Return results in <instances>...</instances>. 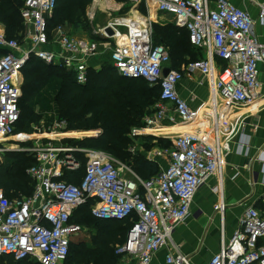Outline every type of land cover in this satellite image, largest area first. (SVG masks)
<instances>
[{
  "label": "built area",
  "instance_id": "built-area-1",
  "mask_svg": "<svg viewBox=\"0 0 264 264\" xmlns=\"http://www.w3.org/2000/svg\"><path fill=\"white\" fill-rule=\"evenodd\" d=\"M129 1L143 5L148 13L153 9L170 17L169 21L188 32L191 45L205 54L201 60L174 70L166 47L155 45L152 23L147 19L110 24L107 27L112 28V36L106 33L107 27L95 33L109 46L117 41L110 46L109 62L118 74L160 88L154 112L143 119L141 127L131 130L130 137L161 138L150 133H159L162 128L186 131L164 138L171 141V148L160 149L147 159L160 163L159 159L167 157L168 161L160 164L158 176L143 181L108 152L65 143L82 137L65 131V121L56 122L48 142L30 150L35 164L27 169V176L34 185L33 194L9 199L0 186V260L10 257L17 263L65 264L73 239L85 231L72 218L92 202L91 213L99 220L136 216L126 243L117 249L124 264H151L153 256L168 246H172L166 257L168 264H191L174 245V234L190 218L198 190L213 177L222 182L237 133L236 123L229 121L232 113L264 101L260 69L264 66V44L256 34V22L264 25V4H258L255 21L231 0ZM57 2L24 0L22 43L7 39L0 29V52L5 51L0 53V160L10 150L4 141L14 135L20 120L23 69L28 61L35 57L47 64H60L84 85L91 63L101 53L98 41L75 37L63 26L49 34L48 19L53 17ZM167 68L170 73L164 77ZM194 73L208 81L210 98L204 111L192 108L177 90L184 77ZM240 147L247 154L249 142L243 141ZM78 154L86 162L82 176L73 183L65 180V174L82 168ZM224 209L222 200L215 205L218 212ZM262 240L264 198L262 208L245 213L240 228L208 264H264Z\"/></svg>",
  "mask_w": 264,
  "mask_h": 264
},
{
  "label": "trees",
  "instance_id": "trees-1",
  "mask_svg": "<svg viewBox=\"0 0 264 264\" xmlns=\"http://www.w3.org/2000/svg\"><path fill=\"white\" fill-rule=\"evenodd\" d=\"M92 1L58 0L53 17L48 19L49 34L51 35L59 26L79 28ZM23 5V0H0V25L5 29V36L7 39H17L20 43L23 42L25 31L21 17ZM142 10L146 12L144 8ZM172 23L170 21L165 26L156 24L153 39L155 45L166 47L170 58L171 56L174 58L172 68L180 70L188 58L193 60L190 62L198 61L202 59V54L191 45L188 32ZM182 31H185L186 35L181 34ZM1 52L5 53L3 50ZM23 75L22 96L19 101L21 115L14 131L15 135L26 133L32 124L38 123L40 117L36 113L37 107L42 113L56 110L58 120L66 122L67 132L99 130L98 136L66 140L65 143L82 149L103 150L115 159L118 157L129 160L132 170L143 181H150L160 174L161 167L158 161L148 160L141 155L130 159L131 155L127 151L130 144L127 136L133 128L141 127L143 119L154 112L155 105L160 99L159 87H151L143 79H132L118 74L110 62L99 70L90 68L88 82L84 85L78 84L74 74L64 66L47 64L35 57L28 61L23 69ZM136 139L148 144L158 143L160 149H170L172 146L171 141L164 138L143 136ZM8 154L22 158H30L31 155L29 152ZM78 157L82 161V168L78 172H66L65 180L69 182H78L83 174L86 160L81 154H78ZM20 163L21 161L16 160L7 161L6 164L0 161V186L9 199L30 197L34 191V185L26 173L27 169L35 164V159L33 157L31 162L29 159L25 161V164L29 165L23 177L21 174L17 175L16 167ZM92 204L88 202L78 209L72 222L83 227L86 225L93 243L81 241L72 250V242L70 255L65 264H124L123 256L117 254L114 246L121 247L126 243L136 216L123 220H99L91 213ZM85 215L89 218L82 221L81 218ZM5 262L27 264L28 261L17 263L10 257L1 258L0 263Z\"/></svg>",
  "mask_w": 264,
  "mask_h": 264
},
{
  "label": "crops",
  "instance_id": "crops-1",
  "mask_svg": "<svg viewBox=\"0 0 264 264\" xmlns=\"http://www.w3.org/2000/svg\"><path fill=\"white\" fill-rule=\"evenodd\" d=\"M231 1L237 7L248 11L255 21L258 19L260 10L258 4H264V0ZM155 17L157 20L163 18L158 13ZM0 26L5 33L4 27ZM256 34L259 41L264 44V25L258 22H256ZM78 38L89 39L84 36ZM100 51L95 62L104 57L103 54L106 51L102 46ZM201 54L204 58L205 54L203 52ZM260 69L262 71L261 81L264 83V66L261 65ZM177 90L192 108L203 111L207 108L210 98L208 81L199 73L186 75L179 83ZM262 92H264V87ZM258 105L260 104L232 113L230 116V123H236L238 118L246 112L249 113L239 123H236L237 133L232 141V153L226 159L222 182L219 183V179L213 177L198 190L192 204L190 218L174 234V245L181 254L190 259L191 264H208L211 258L220 251L222 244L226 243L240 228L245 213L250 208H262L264 198V105L259 107ZM172 128L177 129L176 132L160 133L162 128L158 131L159 133L152 131L150 134L168 138L170 135L186 131L180 127ZM72 132H75L73 136L82 137L81 139L96 136L93 134L96 131ZM83 135L86 136L83 137ZM246 140L249 142L247 154L246 149L242 150L240 147V143ZM162 160L159 159L161 165L165 164ZM221 200L225 205L222 213L215 210V205ZM171 250L172 246L159 250L153 256L151 264H168L166 257Z\"/></svg>",
  "mask_w": 264,
  "mask_h": 264
},
{
  "label": "rangeland",
  "instance_id": "rangeland-1",
  "mask_svg": "<svg viewBox=\"0 0 264 264\" xmlns=\"http://www.w3.org/2000/svg\"><path fill=\"white\" fill-rule=\"evenodd\" d=\"M24 1V0H23ZM115 3V4H114ZM143 5L139 4V3H133L130 2L129 0H126L125 2H116L115 0H112V5L108 6V7H95L94 5V0L92 1L91 5L88 7L87 12L85 14L84 19L81 22V26L79 28H74V27H70V26H66L68 28H66V30L73 36H77V37H86L89 38L91 40H95V41H100L101 38L100 36H95L96 38H94V35L96 32L101 31L103 29H105L107 26H109L110 24H113L115 22H119V21H123V19H132L133 17H135L133 15V12H139V16L141 17L142 20H149L152 23V27H153V31H154V26L156 24L165 26L167 24H169V19L170 17L168 16H164L161 15L163 18H161V20H157V18L155 17L156 13L155 10L152 9V12L150 11V13H148L146 10V12H143L142 10ZM86 23V25L84 24ZM83 24V26H82ZM173 25H175L174 23H172ZM124 35L126 34V30L122 29ZM181 34L186 35L185 31H182ZM81 35V36H79ZM101 46L104 48V57L101 58L98 61H93L91 63V67L90 68H95V69H101V67H103V65H108L109 63V55H110V46L113 48L117 41H113L110 46L107 45L108 43L106 41L101 40ZM158 43V42H157ZM200 54V53H199ZM201 56V54H200ZM174 58L171 56V63L172 65L174 64ZM190 61H193L192 59L188 58V61L186 63H184L183 65H181V68L185 65H187ZM89 68V69H90ZM114 74V73H113ZM114 77H117V75H114ZM220 104H224L221 100ZM240 110H245L248 108H243L240 107ZM240 110H237V112H240ZM36 113L38 114V116L40 117V120L38 121V123L36 124H32L31 128L29 130H27L26 133L23 134H17V135H12L9 140L4 141L5 145L7 147L10 148V150H8L5 155H1V159L0 160L2 163H7V161L10 160H16V161H21L20 164L17 165L16 169L17 172L19 174H21L20 176L23 177V174H25V170L28 167L29 164H25V161H27L28 159L30 160V162L33 159V154L30 150H33L36 146L38 145H44L46 144L47 138L52 136V128L53 125L60 121L58 120V114L56 112V110H54L53 112H40V109L37 107L36 109ZM249 113L246 112V114L242 115L240 118H238L236 120V123L243 119L245 115H248ZM235 124V123H233ZM236 129V128H235ZM96 132H99L96 131ZM131 133V132H130ZM130 140V144L127 146V151L130 153L131 157L130 159H132V157L136 156V155H141L145 158H152L153 155H157V152L160 150V147L158 146V143H152V144H148L145 143L144 141H142L141 139H133L129 136H127ZM9 152H29L31 155L30 158H22V157H18L16 155L13 154H8ZM156 157V156H155ZM162 162L167 163L168 158L164 157L162 158ZM25 160V161H24ZM117 161H119L122 165L128 166L131 168L130 165V161L129 160H124L121 158H116ZM24 161V162H23ZM27 177V176H26ZM29 178V177H28ZM89 218L88 215H85L84 217H82V221L87 220ZM85 231H83L81 234H79L78 236H76L73 239V246H72V250H74L76 248V244L81 242V241H87L88 244H92V240L90 238V234L88 233V228L85 225ZM260 245H264V240L261 241ZM120 246H114V249H118ZM30 263H34L33 261H28L27 264Z\"/></svg>",
  "mask_w": 264,
  "mask_h": 264
},
{
  "label": "bare ground",
  "instance_id": "bare-ground-1",
  "mask_svg": "<svg viewBox=\"0 0 264 264\" xmlns=\"http://www.w3.org/2000/svg\"><path fill=\"white\" fill-rule=\"evenodd\" d=\"M94 5H95V7H108V6L112 5V0H94ZM133 15L135 16L132 18L134 21H141L142 20L141 17L139 16L140 15L139 13L133 12ZM119 22H124V20L119 21ZM219 103H220V101H219ZM257 104L264 105V101L258 102ZM257 104H254V105H257ZM173 129H174V131H173ZM176 130L177 129H175V128L163 129L160 133L165 134V133H168L170 131H171V133H173V132H176Z\"/></svg>",
  "mask_w": 264,
  "mask_h": 264
},
{
  "label": "water",
  "instance_id": "water-1",
  "mask_svg": "<svg viewBox=\"0 0 264 264\" xmlns=\"http://www.w3.org/2000/svg\"><path fill=\"white\" fill-rule=\"evenodd\" d=\"M105 31H106V33H107L108 35H110V36H112L113 33H114L113 30H112V28H110V27H107ZM99 39H101V38H99ZM169 73H170V68L165 69V70H164V77L168 76Z\"/></svg>",
  "mask_w": 264,
  "mask_h": 264
}]
</instances>
